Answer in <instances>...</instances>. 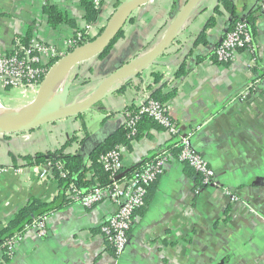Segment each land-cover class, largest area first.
I'll use <instances>...</instances> for the list:
<instances>
[{
    "label": "crops",
    "instance_id": "crops-1",
    "mask_svg": "<svg viewBox=\"0 0 264 264\" xmlns=\"http://www.w3.org/2000/svg\"><path fill=\"white\" fill-rule=\"evenodd\" d=\"M185 1L151 0L134 10L105 57H93L66 73L57 90L60 111L91 99L120 65L145 60ZM230 1L253 35L251 49L237 51L230 62L218 63L212 57L230 14L222 8L220 15L214 14L218 0H197L174 43L141 72L113 84L100 101L75 116L0 135V167L6 169L0 172V228L30 198L49 202L59 193L53 177H40L43 164L29 165L24 156L54 155L76 133L78 140L63 152L80 154L83 169L89 168L91 151L126 121L125 107H137L145 93L160 86L163 92L175 90L167 104L169 114L213 168L216 185L196 194L195 173H188L186 165L172 156L148 189L144 211H135L118 260L100 229L115 209L104 200L91 208L70 203L51 213L44 220V234L26 228L9 264H264V98L251 92L264 63V0ZM46 3L74 18L77 28L85 25L79 0H0L2 52L9 53L15 39L29 34L56 48L57 56L51 60L67 54L76 28L50 27L43 13ZM113 3L104 0L92 32L106 24ZM211 17L214 23L207 26ZM180 67L183 74L176 77ZM155 74L161 77L158 82ZM36 92L0 85V104L27 107ZM15 95L24 99L11 105ZM171 137L165 130L151 129L147 136L122 146L123 172L130 174L165 149ZM91 175L87 170L86 178Z\"/></svg>",
    "mask_w": 264,
    "mask_h": 264
},
{
    "label": "built area",
    "instance_id": "built-area-1",
    "mask_svg": "<svg viewBox=\"0 0 264 264\" xmlns=\"http://www.w3.org/2000/svg\"><path fill=\"white\" fill-rule=\"evenodd\" d=\"M252 40L249 25L245 19L241 18L231 29L227 28L223 38L213 48L216 61L219 63L230 62L237 51L251 49ZM56 56L57 50L53 45L46 44L37 38L31 37L25 45L20 42V39H15L9 53L0 50L2 86L4 88L37 89L49 69L48 63ZM251 92L264 98V63L261 77L251 84ZM137 107V113H128L124 122L131 128L132 133L135 131L138 115L146 114L152 117L178 141L180 151L176 158L198 175L200 183L194 190L195 193H200L201 189L206 186H215L213 168L193 147L190 136L180 133L169 114L168 106L151 99L150 95L145 93L143 101ZM171 157L172 154L169 151L161 150L152 159L144 161L129 175L120 177L123 172L122 147L114 148L99 157L100 165L108 173V184L100 185L96 182L88 188H83L75 182L69 184L66 193L73 203H78L84 208H91L108 200L115 206L114 211L105 218L100 229L116 260L121 257L128 243V232L135 211L145 205L148 187L162 174L165 164ZM42 168L41 178L53 177L52 163H44ZM61 168L62 165L58 164L57 169L61 170ZM5 170V167H0V172ZM61 176H65V172H61ZM230 197L235 198V195H230ZM44 220L45 218H40L31 225L40 234L45 232ZM21 239L22 236L19 234L8 242L7 251L10 260Z\"/></svg>",
    "mask_w": 264,
    "mask_h": 264
},
{
    "label": "trees",
    "instance_id": "trees-1",
    "mask_svg": "<svg viewBox=\"0 0 264 264\" xmlns=\"http://www.w3.org/2000/svg\"><path fill=\"white\" fill-rule=\"evenodd\" d=\"M103 2L104 0H97V2L96 0H79V5L85 11L83 16L85 25L80 28H77L74 18L70 17L66 12L60 10L56 5L51 3H46L43 6V13L46 16L47 23L49 24L50 27L56 28L60 24H68L76 28L72 37L69 39L67 53H71L76 48L94 41L95 38L101 33L104 25L98 28L96 30V33L92 32L91 28L98 18V14L100 12V8ZM120 3H121L120 0H114L112 12ZM220 8L224 9L231 16L227 27L229 30L234 26V24L237 21L240 20V18L236 17L235 8L230 0H218V5L214 8L213 11L215 15L221 14ZM128 18L129 20H132L129 16ZM213 23H214V18L211 17L207 26H211L213 25ZM122 35L123 32L121 29H119L112 38V40L110 41L109 45L103 50L101 54H99L98 58L105 57L111 50L113 44ZM30 38L31 37H29V34H27L23 38L20 37L19 39L20 42L23 45H25ZM200 39L204 40L203 34L201 35ZM212 57L214 60H216L214 54H212ZM56 60L55 59L51 60L48 63V66L50 67ZM183 71H184L183 68L180 67L179 70L176 72V77H180L183 74ZM154 77L156 82H158L161 78L160 75L158 74H155ZM174 94H175V90H171L170 92H163L162 87L160 86L151 91L150 98L158 101L162 105H167L168 101L174 96ZM124 111L127 114L128 113L135 114L138 111V107L129 105L125 107ZM78 117L80 118V115H78ZM82 129H84V136H87L88 134L85 131L86 129L84 128V125L82 126ZM151 129L164 130V128L161 125H159L156 120H154L152 117L146 114L138 115L137 123L135 125V131L133 133L131 128H129L125 123H123L109 137H107L103 142H101L91 151L90 155L88 156L90 165L89 168H86L85 170L83 169V164L85 162L80 156V154L63 152V150L66 147L70 146L74 141L78 140L79 137L76 135V133L70 139L65 141L62 147L58 149L54 153V155L45 154V153H36L34 156H30V155L24 156V159L29 165H41L47 162L52 163V174H53V178L57 181L59 185V193L53 200L49 202L43 201L35 197L30 198L26 202V204L23 205L21 208H19L14 213L13 217L0 228V264H9L10 262V257L7 251V245L8 242L13 237L21 234L26 228L31 226L33 222L39 220L40 218H46L51 213H54L64 208L66 205L73 203V200L69 198L66 193V191L69 189L68 187L70 183L75 182L76 184L82 186L83 188H88L93 183L96 182L99 183L100 185H106L109 183L108 173L103 170L102 166L99 163V157L101 154L114 148L127 146L130 143V141L138 140L144 136H147L149 130ZM165 150L169 151L172 154V156L177 157L180 151V146L178 144V141L174 137H171ZM153 156L155 155L150 156L146 160L152 159ZM142 163H144V161ZM58 164L62 165L61 170L57 169ZM138 167H136V169ZM185 168L188 173H190L189 170L193 172V170L189 166L186 165ZM87 170L92 171V175L89 179L86 178L85 176ZM61 172H65V176L62 177ZM195 176H196L195 182L199 184L200 179L198 175L195 174ZM149 188L150 187H148V189ZM148 200H149L148 195H146L145 205L142 208H140L142 209L141 211H144L145 207L148 204ZM110 251H112L111 248Z\"/></svg>",
    "mask_w": 264,
    "mask_h": 264
},
{
    "label": "water",
    "instance_id": "water-1",
    "mask_svg": "<svg viewBox=\"0 0 264 264\" xmlns=\"http://www.w3.org/2000/svg\"><path fill=\"white\" fill-rule=\"evenodd\" d=\"M151 0H124L115 10L111 13L110 17L106 21L101 33L95 38L94 41L87 43L81 47L76 48L73 52L57 59L48 69L43 80L37 88L36 96L34 100L28 104V114L18 120L11 122H0V135L16 134L25 131H30L37 127H40L46 123L61 120L70 116H75L90 106L100 101L101 97L109 94V88L120 81L125 82L130 76L136 75L151 64L158 56L163 54L172 43L179 31H181L182 24L187 17V14L194 7L197 0H186L183 6L178 10L175 15V19L171 26L167 27L161 43L148 54L145 60L139 63H127L120 65V67L106 80H104L96 89L94 95L88 101L82 103L79 106L71 107L60 111L59 98L57 92L53 99L49 103H45V97L49 90L50 84L56 74L63 72L64 76L72 68L78 66L80 63L87 61L93 57H98L99 54L109 45L110 41L120 29L126 18L134 12L140 6L148 3ZM246 0H244L245 2ZM177 2V1H175ZM244 19V18H242ZM120 22V25L116 27V24ZM116 27V28H115ZM227 29L224 31L226 33ZM224 36V35H223ZM223 38V37H222ZM221 38V39H222ZM89 46L86 51L78 53V50ZM134 66H139L138 69L133 70ZM128 77V78H127ZM127 78V79H125ZM64 79V78H63ZM84 166V164H83ZM140 166V165H139ZM138 167V166H137ZM136 168V167H135ZM134 168V169H135ZM133 171V170H132ZM128 172V171H127ZM124 171L121 176L127 175ZM131 172V171H130Z\"/></svg>",
    "mask_w": 264,
    "mask_h": 264
},
{
    "label": "bare ground",
    "instance_id": "bare-ground-1",
    "mask_svg": "<svg viewBox=\"0 0 264 264\" xmlns=\"http://www.w3.org/2000/svg\"><path fill=\"white\" fill-rule=\"evenodd\" d=\"M119 25H120V22L116 24V27ZM88 48L89 46H86L78 50V53L86 51ZM63 78H64L63 72L56 74V76L53 78L50 84L49 90L45 97V103H49L53 99L57 90L59 89V87L61 86L63 82ZM28 111H29V106L23 107L20 109H15V108L11 109V108H6L0 104V122H11V121L21 119L28 114Z\"/></svg>",
    "mask_w": 264,
    "mask_h": 264
},
{
    "label": "rangeland",
    "instance_id": "rangeland-1",
    "mask_svg": "<svg viewBox=\"0 0 264 264\" xmlns=\"http://www.w3.org/2000/svg\"><path fill=\"white\" fill-rule=\"evenodd\" d=\"M121 2L122 1H124V0H120ZM96 32V31H95ZM0 85H2L1 84V81H0ZM17 88V87H16ZM6 92H8V91H6ZM12 93V91H10V94ZM21 96V97H20ZM18 95V96H13V101H10L9 103L11 104V105H13V104H15V103H17L18 101H20V100H18V99H24V95Z\"/></svg>",
    "mask_w": 264,
    "mask_h": 264
}]
</instances>
